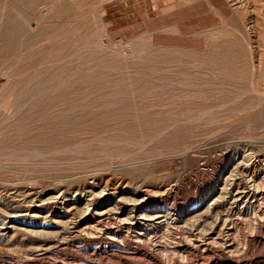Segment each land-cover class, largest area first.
I'll use <instances>...</instances> for the list:
<instances>
[{"label":"rangeland","instance_id":"obj_1","mask_svg":"<svg viewBox=\"0 0 264 264\" xmlns=\"http://www.w3.org/2000/svg\"><path fill=\"white\" fill-rule=\"evenodd\" d=\"M37 1L0 0V264H60L74 253L38 255L46 236L33 230L43 218L6 220L29 196L94 179L156 191L191 164L201 180L218 173L241 146L264 155V96L245 100L237 89L243 81L264 93V0H45L47 25L59 29L31 42L6 22L15 5ZM35 58L42 63L2 89L7 65ZM219 95L238 103L220 116L232 125L188 149L206 125L186 115H202Z\"/></svg>","mask_w":264,"mask_h":264},{"label":"bare ground","instance_id":"obj_2","mask_svg":"<svg viewBox=\"0 0 264 264\" xmlns=\"http://www.w3.org/2000/svg\"><path fill=\"white\" fill-rule=\"evenodd\" d=\"M44 2L15 5L16 15L9 13L6 25L30 35L27 39L31 42L52 35L54 29H59L58 23L53 28L47 25L52 18L47 16L49 10ZM56 10L62 12V8ZM31 19L34 32H29L33 31ZM34 61L38 63H25L16 71L7 65L1 74L6 80L2 89L42 63L40 58ZM237 89L239 98L245 100L250 92L264 96L255 83L247 86L241 81ZM224 97L208 101L202 115H186L184 121L206 125L187 142L188 149L200 147L218 129L232 125L220 116L233 113L238 103L235 99L226 102ZM168 129H160L159 136ZM200 176V168L191 164L186 175L176 176L156 191L134 181L131 184L122 179H105L104 183L94 179L91 185L75 186L72 192L62 189L61 196H29L24 210L14 208L8 213L7 209L6 220L26 219L22 225L29 220L28 225L33 226L43 218L37 226L39 230H33L46 236L38 255L65 253L70 246L74 249L60 264H264V155L244 145L222 159L218 173L202 180ZM184 192H188L185 199ZM33 208L36 210L31 211ZM15 212L23 213L12 216ZM15 227L14 223L6 229Z\"/></svg>","mask_w":264,"mask_h":264},{"label":"crops","instance_id":"obj_3","mask_svg":"<svg viewBox=\"0 0 264 264\" xmlns=\"http://www.w3.org/2000/svg\"><path fill=\"white\" fill-rule=\"evenodd\" d=\"M129 17H130V15H129ZM135 24H130V25H128V26H134ZM128 26H126V27H128Z\"/></svg>","mask_w":264,"mask_h":264}]
</instances>
